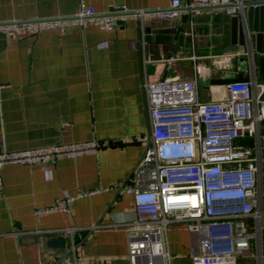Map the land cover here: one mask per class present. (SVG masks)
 <instances>
[{"label":"crops","instance_id":"1","mask_svg":"<svg viewBox=\"0 0 264 264\" xmlns=\"http://www.w3.org/2000/svg\"><path fill=\"white\" fill-rule=\"evenodd\" d=\"M182 5L191 0H179ZM172 0H0V23L71 16L80 3L105 13L162 9ZM238 14L244 45L233 44L231 18L222 9L185 11L174 20L126 19L106 32L93 25L48 30L30 38L0 33V152L54 144L95 141L99 149L48 166L7 164L1 168L0 264H58L47 249L54 235L35 234L81 228L74 235L80 264H130L123 227L137 219L125 184L145 153L150 132L143 94V57L150 82L193 78L201 102L226 96L225 85L264 83V12ZM239 40V39H238ZM238 42V41H237ZM263 162L256 176L260 192L261 250L264 254V124L258 135ZM240 144L254 147L255 140ZM85 194L78 198L79 194ZM74 197L69 212L34 215L39 208ZM94 225L102 228L90 230ZM169 264H191L198 237L182 228L167 232ZM158 259H153L156 264ZM136 264H148L146 256Z\"/></svg>","mask_w":264,"mask_h":264},{"label":"built area","instance_id":"2","mask_svg":"<svg viewBox=\"0 0 264 264\" xmlns=\"http://www.w3.org/2000/svg\"><path fill=\"white\" fill-rule=\"evenodd\" d=\"M245 0H191L182 5L172 0L165 8L135 11L115 8L98 13L80 3L71 16L11 20L0 23V33L8 38H30L43 31L84 28L93 25L106 32L119 22L134 18L141 25L148 19L174 20L186 10L222 9L228 15H243ZM194 63L193 78L178 77L150 82L143 57V94L149 123V146L135 166L125 191L132 195L137 219L123 227L128 242V260L136 264L140 256L148 264H169L167 232L182 228L198 237V250L191 264H264L261 250V208L257 174L263 162L258 135L264 124V83L247 80L225 85L226 96L201 102L197 98V76L202 70ZM254 139V147L240 144ZM99 149L95 141L54 144L19 152H0V171L7 164L48 166L63 158L75 159ZM3 185L0 173V188ZM81 193L78 198L84 197ZM75 198H66L34 215L69 212ZM102 226H91L90 230ZM71 227L35 234L61 236L67 257L58 264H80Z\"/></svg>","mask_w":264,"mask_h":264},{"label":"water","instance_id":"3","mask_svg":"<svg viewBox=\"0 0 264 264\" xmlns=\"http://www.w3.org/2000/svg\"><path fill=\"white\" fill-rule=\"evenodd\" d=\"M246 8H248L249 10L253 9L252 11H257L256 9H258L259 11L264 12V0H245L244 9ZM187 11L190 12V10ZM262 17H264L263 14L261 18ZM243 35H244L243 29L239 26L238 15L233 16L231 18V38L233 44L239 43L240 45H244ZM148 146H149V134H148L146 149ZM44 244L47 249L53 250L61 255L58 260V263H61L64 259H66L67 252L65 251V240L62 237L48 238L45 240Z\"/></svg>","mask_w":264,"mask_h":264}]
</instances>
